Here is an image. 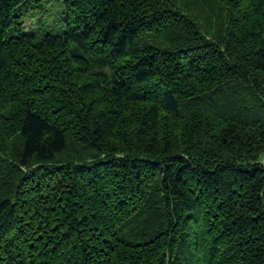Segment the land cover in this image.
Listing matches in <instances>:
<instances>
[{"label":"trees","instance_id":"16d2710c","mask_svg":"<svg viewBox=\"0 0 264 264\" xmlns=\"http://www.w3.org/2000/svg\"><path fill=\"white\" fill-rule=\"evenodd\" d=\"M0 264H264V0H0Z\"/></svg>","mask_w":264,"mask_h":264},{"label":"rangeland","instance_id":"374dc122","mask_svg":"<svg viewBox=\"0 0 264 264\" xmlns=\"http://www.w3.org/2000/svg\"><path fill=\"white\" fill-rule=\"evenodd\" d=\"M61 6V5H60ZM61 7L58 8L55 3L51 6L49 11L44 14L43 16V27L45 28V31L52 32V33H58L62 29L61 24ZM42 18L41 13H27L22 19L23 26L25 30H30L33 25V20Z\"/></svg>","mask_w":264,"mask_h":264}]
</instances>
